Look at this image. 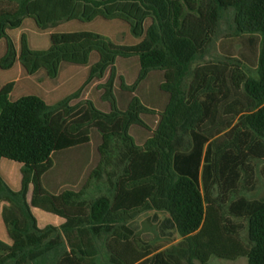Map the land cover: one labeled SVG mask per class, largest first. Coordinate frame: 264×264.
<instances>
[{
	"label": "trees",
	"instance_id": "obj_1",
	"mask_svg": "<svg viewBox=\"0 0 264 264\" xmlns=\"http://www.w3.org/2000/svg\"><path fill=\"white\" fill-rule=\"evenodd\" d=\"M229 10L237 35L260 38L257 76L249 75L241 61L194 67ZM27 22L42 32L77 34L47 50L32 49L23 34L17 46L16 35ZM100 28L124 33L127 44L139 43L119 46L87 32ZM1 40L6 43L2 69L19 62L25 76L44 71L56 79L65 64L88 68V81L99 83L100 101L110 110L81 100V89L55 105L36 94L12 99L15 83L0 90V160L23 166L19 191L0 174V211L13 242L0 264H98V240L104 236L110 264H181L133 241L129 225L150 211L169 215L184 240L187 264H210L212 257L264 264V198L238 196L240 172H248L250 158L264 159V0H0ZM120 58L139 60L132 85L119 74ZM156 74L168 97L162 111L138 95ZM238 91L245 99L229 101L227 95ZM119 93L130 96L124 109ZM84 108L83 121L72 123L68 134L55 133L57 114L68 120ZM221 108L230 119L221 118ZM147 116L157 117L155 128ZM94 126L100 131L99 162L80 190L62 192L64 208H58L40 191V166L56 153L89 145ZM133 128L150 133L144 144ZM94 182H106L109 191L87 200ZM33 208L64 222L40 228ZM65 208L87 214L70 216ZM232 217L247 221V246ZM48 255L50 260L38 263Z\"/></svg>",
	"mask_w": 264,
	"mask_h": 264
},
{
	"label": "rangeland",
	"instance_id": "obj_2",
	"mask_svg": "<svg viewBox=\"0 0 264 264\" xmlns=\"http://www.w3.org/2000/svg\"><path fill=\"white\" fill-rule=\"evenodd\" d=\"M27 34L31 40V45L33 49H48L52 46V44L57 42H65L75 40V38H71V36H67L64 34H44L41 30H37L30 22H27L22 29L20 34ZM18 35V34H17ZM16 35V36H17ZM21 35L16 37V43L19 45V38ZM78 38V37H77ZM122 38V37H121ZM120 43H126V40L119 39ZM122 46L120 44H117ZM6 49V43L4 40L0 41V57L4 55V51ZM261 49V42L259 36H242L237 35L236 26L234 22V12L233 10L226 11L222 13L221 19L219 22L217 34L213 38L212 43L208 47L205 54L197 60L194 64L196 66H203L207 64H219L220 62H225L227 65L235 63L237 61H241L244 67V70L252 76H257V65L258 58ZM119 74L122 75L126 82L130 85L134 84L137 80L140 63L138 58L132 59H118L117 62ZM85 67L69 65L65 64L62 68L61 74L56 79H49L47 75L43 72L39 73V75L35 78L29 79L25 78L27 76L24 75V71L21 75V82L19 84V88L15 90L13 93L12 99H18L22 95L33 94L31 90L22 91L21 86L28 87L33 85L36 86L37 90L42 88H48L47 94L48 96H52L53 99L49 100L50 103L56 104L69 94L82 90L81 100L92 99L96 106L105 112L110 110V107L107 103H103L100 101L101 92L98 91L97 81H88L89 78V69H84ZM16 75V73H12L9 75L11 79ZM162 77L159 74L153 75L150 79H148L138 90V95L142 97L145 103L153 109L157 111H162L167 103L168 97L163 94L159 87L162 81ZM107 78L105 79V81ZM120 82L117 83V89L119 91ZM120 104L122 108H126L127 103L130 100V96L127 94L119 93ZM229 101L233 99L244 100V96L241 92L232 93L231 95H227ZM76 102V101H74ZM220 109L221 115L222 110ZM220 115V116H221ZM81 116V115H80ZM79 116V117H80ZM78 117V118H79ZM223 119H230V116H223ZM77 121V120H76ZM83 121V120H80ZM145 121L152 127L155 128L157 124L156 116H147L145 117ZM79 122V120H78ZM68 120H65L62 114H57L52 120V126L54 128L55 133L68 134L67 130ZM93 128L94 130H90V133L93 135L92 143L80 147L81 150L79 153L84 156L86 163L84 164V172H83V182L81 185H78L76 190H80L87 180L90 172L96 168L99 162V155L97 148L100 145V131L98 126ZM98 127V128H97ZM132 134L136 138L139 144H144L147 138L150 136V133L146 130L140 128H133ZM225 137L222 135L219 139V142H223ZM67 155L65 153H57L55 155L56 166L52 172H50L45 177V184L43 179L42 168L39 169V179L42 185L43 193L47 189H53V192H56L58 189V185H50V178L59 177L62 169V163L66 160ZM251 163L249 167H247L248 172L244 171L240 172V177L238 180V196L246 197L250 200H259L264 198V159H254L250 158ZM82 170V171H83ZM251 175L250 178L247 177ZM74 181V178H72ZM73 185V184H72ZM68 189L67 187L64 189ZM109 185L106 182L103 183H93L88 194L85 199L91 200L96 198L100 194L108 193ZM63 190V191H64ZM216 196L219 197V191H216ZM54 201L57 204L58 208H64L60 198L56 195L54 196ZM227 201V200H226ZM226 207V206H225ZM227 211V207L225 208ZM74 210L68 211V215H76L73 214ZM80 215H86L87 211L81 210ZM50 216L49 218L52 221L55 220V216L49 215L45 212L35 209V216L40 221L41 225H44V217ZM232 222L235 224H239L240 228L238 230V235L241 243L247 246L250 241L248 237V223L246 220L242 218H231ZM129 229L133 234V241L140 247L149 249L151 251L165 252L166 254L178 258L181 264H187L184 240L178 234L176 229L172 226L170 222V217L167 213L159 212V211H150L140 215L132 224L129 225ZM98 247L100 249V257L99 264H106L107 258H109L110 253L106 248V236L102 237L98 240ZM53 255H48L43 258L38 263H45L50 260ZM195 264H201L199 261H195ZM37 264V263H31ZM210 264H249L248 259L246 257H240L237 260H226L218 257H212L210 260Z\"/></svg>",
	"mask_w": 264,
	"mask_h": 264
},
{
	"label": "crops",
	"instance_id": "obj_3",
	"mask_svg": "<svg viewBox=\"0 0 264 264\" xmlns=\"http://www.w3.org/2000/svg\"><path fill=\"white\" fill-rule=\"evenodd\" d=\"M111 31L112 30H110L109 28H100L99 32L98 31L97 32L96 31L95 32L87 31V32H91L94 35H97V34L102 35L105 39H107L109 41H112V42H114L116 44H120V45L125 46V47L126 46H130V45H138V43H139L138 42V43H135V44H127L128 38L125 37L124 33H121L119 31L118 32H111ZM21 32H22V30L18 33L17 36L24 34V33L20 34ZM43 33L44 34L57 33V34H64V35H67V36L77 34V33H73V31L72 32L51 31V32H43ZM25 35H27V34H25ZM27 37L29 39L31 48L33 49L32 45H31V40H30L28 35H27ZM119 39L126 40V43H120L118 41ZM19 41H20V38H19ZM17 46H19V45L17 44ZM35 50H47V49H35ZM5 54H6V49L4 51V55L0 57V60L5 56ZM64 66L65 65H63L62 68ZM62 68H61V71H62ZM84 69H88V68H84ZM61 71H60L59 74H61ZM14 72L16 73V75L11 79V77L9 75H11ZM22 72H23V68H22L21 64H19V62H17L11 69H8V70H4V69H2L0 67V90L3 87H5L6 85L10 84V83H15V89H14V92H15V90H17L20 87L19 84H20V82L22 80L21 79ZM41 72L43 73L44 71H39L37 74H35L33 76H27L25 78H29V79L35 78ZM20 89H22V91H24L26 89L28 91L31 90V92L33 94L41 96L49 105H52L49 100H52L53 97L50 96V95L48 96V94H47L48 88L44 87V88H42V90H40V89L37 90L36 86H33V85L29 86L28 85V87L21 86ZM75 92H73V93H75ZM73 93H71V94H73ZM71 94H69V95H71ZM85 100H87V99H85ZM77 102L78 101L73 102L72 104H75ZM53 105H55V104H53ZM84 113H86L85 108L82 109L81 111H79L77 114H75L71 118H69L67 126L69 127L72 123L78 122V120H80V117L83 116ZM92 142L93 141H91V143ZM80 150H81V148H76V149L60 152V153H65L67 155L66 160H64V162L62 163V169H61V172H60V176L59 177L58 176L57 177L56 176L55 177L51 176V178L49 179L50 180L49 184L53 185V186L58 185V189H57L56 192H53L54 190L51 189V187H50V189H47V187H45L46 191L43 193L42 185H41V181H40V191H41L42 194L50 195L53 198H54V196L57 195L59 198H61L60 196H61L63 190L66 187L67 188H73V189L76 190L78 185L82 184L83 176H84L83 175V172H84L83 168H84V164L86 163V160L84 159V156H82V154L79 153ZM55 155H53L47 163H45L44 165L40 166V167H44L43 170H42L44 184H45V177L50 172H52L54 170L55 166H56L55 165L56 162L54 160L55 159ZM22 167H23L22 164L14 162V161H10V160H7V159H1L0 160V174L3 177L4 181L14 191H19L21 189V179H22V177H21V169H22ZM72 178H74V181H72ZM45 186H46V184H45ZM35 209H37V208H33L34 215H35ZM37 210H40V209H37ZM71 210H74L73 214H79L81 212V210H79V209L75 210V209H67V208H65L66 212L71 211ZM40 211H42V210H40ZM42 212H45V211H42ZM45 213H47L49 215H53V214L48 213V212H45ZM53 216H55V220L54 221L51 220L53 218H49L50 216H48V215L45 216L44 215V217H46V218H44L45 219L44 220V225H41L40 221L37 219L39 227L40 228H45L48 225H53V226L59 227L64 222V220L62 218H60V217H58L56 215H53ZM12 245H13V242H12L10 236H9L7 227L5 225V222H4V219H3V215H2V211H0V259L4 258L7 254H9L11 252ZM110 261H111V258L109 256V258H107L106 264H110ZM98 264H99V259H98Z\"/></svg>",
	"mask_w": 264,
	"mask_h": 264
}]
</instances>
